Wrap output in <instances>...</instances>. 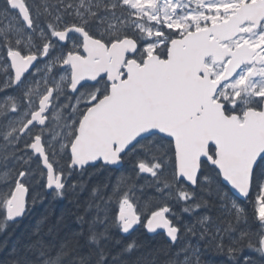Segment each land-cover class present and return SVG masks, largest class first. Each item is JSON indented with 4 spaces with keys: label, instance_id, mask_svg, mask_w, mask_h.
<instances>
[{
    "label": "snow or ice",
    "instance_id": "6c2138e0",
    "mask_svg": "<svg viewBox=\"0 0 264 264\" xmlns=\"http://www.w3.org/2000/svg\"><path fill=\"white\" fill-rule=\"evenodd\" d=\"M0 236V264H264V0H0Z\"/></svg>",
    "mask_w": 264,
    "mask_h": 264
},
{
    "label": "trees",
    "instance_id": "16d2710c",
    "mask_svg": "<svg viewBox=\"0 0 264 264\" xmlns=\"http://www.w3.org/2000/svg\"><path fill=\"white\" fill-rule=\"evenodd\" d=\"M118 173H103V174H93L91 176V179L88 180V178H85L87 180L88 189H90L95 184H102L106 177L111 176L112 181L115 180ZM87 191L81 194L82 200L87 198ZM50 199V198H49ZM50 207L48 202H45V204H38L31 214L27 216L26 219L19 225V227L13 229H9V232H12L11 240L9 241V244H11L13 241H15L18 237L26 236L31 229L34 227L36 222L39 220V218L48 210ZM51 207L54 208V213L51 217L52 221H55L56 217L60 216L61 214H64L65 216V223L68 226V228L72 230H77L79 228V225L76 224L74 217L71 215L70 212V205L67 200L64 201H57L54 205H51ZM3 236H0V240H3ZM139 241H147L149 247H155L159 241H153L148 240L147 234L141 232L138 234Z\"/></svg>",
    "mask_w": 264,
    "mask_h": 264
}]
</instances>
